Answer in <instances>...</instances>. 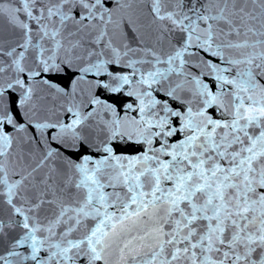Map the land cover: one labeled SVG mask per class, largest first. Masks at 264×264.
Here are the masks:
<instances>
[{"label":"snow or ice","instance_id":"6c2138e0","mask_svg":"<svg viewBox=\"0 0 264 264\" xmlns=\"http://www.w3.org/2000/svg\"><path fill=\"white\" fill-rule=\"evenodd\" d=\"M0 264H264V0H0Z\"/></svg>","mask_w":264,"mask_h":264}]
</instances>
